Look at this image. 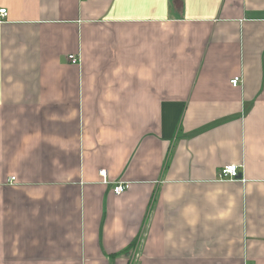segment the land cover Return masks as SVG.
<instances>
[{"label": "crops", "instance_id": "0c3cea01", "mask_svg": "<svg viewBox=\"0 0 264 264\" xmlns=\"http://www.w3.org/2000/svg\"><path fill=\"white\" fill-rule=\"evenodd\" d=\"M1 8L0 264H264V0Z\"/></svg>", "mask_w": 264, "mask_h": 264}, {"label": "built area", "instance_id": "2783aa9c", "mask_svg": "<svg viewBox=\"0 0 264 264\" xmlns=\"http://www.w3.org/2000/svg\"><path fill=\"white\" fill-rule=\"evenodd\" d=\"M6 16H7L6 9L1 8L0 9L1 19H4ZM68 59L73 64L79 63L78 57H76L74 55H68ZM229 82L233 87H238L240 85L241 79L239 76H235L232 79H230ZM100 175L105 177V171H103V170L100 171ZM239 176H240L239 170H238V167L236 165H227V166L223 167L222 169H220V171L218 173V179L219 180H237ZM128 186L129 185L127 182L115 183L113 188H112V192L115 195H120L121 193H123L128 188Z\"/></svg>", "mask_w": 264, "mask_h": 264}]
</instances>
